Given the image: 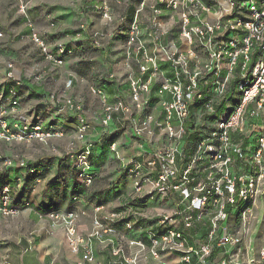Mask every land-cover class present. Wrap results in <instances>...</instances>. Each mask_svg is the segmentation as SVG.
<instances>
[{
    "label": "built area",
    "instance_id": "1",
    "mask_svg": "<svg viewBox=\"0 0 264 264\" xmlns=\"http://www.w3.org/2000/svg\"><path fill=\"white\" fill-rule=\"evenodd\" d=\"M16 1L27 17L29 0ZM93 8L106 25L113 22L106 0ZM27 25L33 28L30 19ZM122 33L125 55L119 65L127 71L108 75L116 88L112 96L91 91L100 99L95 121L101 138L129 136V154L116 139L108 146L119 173L131 181L129 199L116 211L97 206L86 234L78 229L84 212L74 204L37 215L63 227L78 264H102L95 259V241L110 245L108 264H264V246L255 256L249 241L255 201L264 193V0H142ZM103 38V32L93 33L95 48L103 47ZM30 39L45 60L63 64L64 44L50 48L36 31ZM42 78L37 73L31 80L38 84ZM72 82L65 77L58 97L59 112L75 114L77 122L63 156L75 180L88 187L96 176L94 144L87 139L92 126L67 95ZM20 85L10 73L5 82L0 79V143L46 145L62 138L64 129L46 125L40 114L17 120ZM0 166L23 169L28 161L0 153ZM20 191L18 184L0 187V216L31 209L13 202ZM156 200L160 205L151 207ZM119 228L131 238L125 240Z\"/></svg>",
    "mask_w": 264,
    "mask_h": 264
},
{
    "label": "crops",
    "instance_id": "2",
    "mask_svg": "<svg viewBox=\"0 0 264 264\" xmlns=\"http://www.w3.org/2000/svg\"><path fill=\"white\" fill-rule=\"evenodd\" d=\"M27 1V0H25ZM103 0H29L27 17L18 12L16 0H0V79L5 82L8 73L13 79H19L17 87L20 98V108L17 120L29 121L34 115L40 114L46 123H53L64 129L62 138L50 139L49 146L64 149L71 134L77 126L75 114L59 112L61 104L58 97L63 88L64 79H72V87L67 95L82 107V114L92 126L87 139L92 141V167L96 176L88 187L81 186L74 176L63 154H52L46 146L33 142L30 145L0 143V153L4 156L19 154L28 161L29 166L36 164L39 177L28 172V168H3L0 166V187L4 185H20L21 191L13 197L16 205L28 204L30 210L22 214L18 229L23 223H29L28 233L19 232L18 241L10 243L6 249L4 264H78L80 256L73 254L66 242L64 230L61 227L50 226L47 218H39L36 212L51 205L57 211L64 212L71 205L83 211L80 219V231L90 230L94 209L103 203L107 210L121 209L130 196L131 181L118 171V164L112 153L104 148L111 137H114L126 150L129 136L116 133L109 137L102 136V127L95 121L101 112L100 99L91 89H101L112 96L115 84L108 80V75L114 72H126L119 65L124 60L125 37L123 29L133 10L142 0H106L114 17L111 24H105L100 13L93 5ZM117 16L123 19L120 21ZM148 4L140 17L142 31H147ZM30 19L33 28L27 25ZM54 23V27H50ZM82 27V28H81ZM36 31L42 34V39L53 48L54 45L64 44L67 51L63 64L58 66L44 59L39 47L30 39V33ZM103 32V47L95 48L92 35ZM115 37H111L114 33ZM81 32V37H75ZM134 66V65H133ZM132 71L135 68L132 67ZM41 73L42 80L36 84L31 80L32 75ZM4 92L8 86L3 84ZM54 96V100L50 97ZM47 142V143H48ZM34 157H30V155ZM77 183V184H76ZM78 202H74L73 198ZM160 205L154 201L151 207ZM171 204H164L169 208ZM5 219L6 217L0 216ZM118 233L129 240L131 236L123 228ZM145 233V232H144ZM32 236L33 242L27 237ZM113 242L118 245L117 238ZM95 259L102 264H108L110 245L93 243ZM125 252L130 253L126 247Z\"/></svg>",
    "mask_w": 264,
    "mask_h": 264
},
{
    "label": "rangeland",
    "instance_id": "3",
    "mask_svg": "<svg viewBox=\"0 0 264 264\" xmlns=\"http://www.w3.org/2000/svg\"><path fill=\"white\" fill-rule=\"evenodd\" d=\"M49 123H46V125H48ZM49 142L44 145L42 148H44L46 146V150H48L50 153L52 154H65V150L66 147L64 146V149H58L57 146H49L48 145ZM253 146V144H252ZM20 154V153H19ZM19 154L14 153V155L16 156H20ZM30 157H34V155H30ZM29 212L24 211L21 212L19 215L14 216V217H6L5 219L0 218V264H4L5 259H6V249L8 248V245L10 243H14L16 241H18L21 237V233H28V230L30 228L29 223H23L20 225V232L18 229L19 226V222L22 220L21 216L24 213ZM44 219V218H42ZM81 219V216H80ZM80 219L78 222V229L79 232L82 233V231H80ZM49 220V219H48ZM50 221V220H49ZM52 225V222L50 221V226ZM52 227H61L63 229L62 226H52ZM64 230V229H63ZM91 230V228H90ZM89 230V231H90ZM88 231V232H89ZM86 232V233H88ZM65 233V231H64ZM86 233H82V234H86ZM33 235H30L29 237H27L31 242H33L32 239ZM65 239L66 242L68 244V247L70 249V251L72 252L70 245L67 241L66 235H65ZM249 241L252 242L253 244V252L254 255H257V250L261 247L264 246V193L260 196H258V198L255 201V207H254V211H253V216L252 219L250 220V225H249ZM98 242V241H96ZM100 243V242H98ZM73 253V252H72ZM75 254V253H73Z\"/></svg>",
    "mask_w": 264,
    "mask_h": 264
},
{
    "label": "trees",
    "instance_id": "4",
    "mask_svg": "<svg viewBox=\"0 0 264 264\" xmlns=\"http://www.w3.org/2000/svg\"><path fill=\"white\" fill-rule=\"evenodd\" d=\"M115 137V136H114ZM114 137H111L110 139H109V141L105 144V145H103V147L104 148H107L108 149V146L113 142V140H114ZM93 151V150H92ZM92 156V155H91ZM28 167H30V168H33V169H35L36 171H37V169H36V164L35 165H30L29 166V164H28ZM40 174V173H39ZM39 174H33L32 176H35L34 177V180L35 179H37L38 177H39ZM95 178V177H94ZM94 180V179H93ZM93 182V181H92ZM77 184V183H76ZM81 185V184H80ZM82 186V185H81ZM97 206H105L103 203H99ZM68 210H70L69 208H68ZM67 210V211H68ZM50 211H57L56 209H54L51 205H49V206H46L45 208H43V209H39L38 210V212H40V213H42V214H47L48 212H50Z\"/></svg>",
    "mask_w": 264,
    "mask_h": 264
}]
</instances>
